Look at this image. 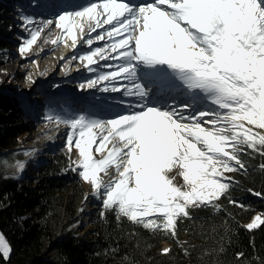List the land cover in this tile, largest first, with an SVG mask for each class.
<instances>
[{"label":"snow or ice","instance_id":"obj_1","mask_svg":"<svg viewBox=\"0 0 264 264\" xmlns=\"http://www.w3.org/2000/svg\"><path fill=\"white\" fill-rule=\"evenodd\" d=\"M79 9L57 14L54 26L70 37L72 49L79 32L89 50L78 59L89 72H97L89 67L98 64L96 57L112 61L79 88L103 84L99 90L121 93L129 98L125 112L108 119L85 113L45 119L69 129L66 147L78 152L72 170L101 201V217L114 211L117 220L176 238L178 222L191 219L192 208L219 210L216 201L236 183L225 174L247 172L242 155L264 158V132L254 131L264 130V0H88ZM24 22L35 23L30 17ZM53 23L31 29L20 53ZM94 40L104 46L93 48ZM173 90L192 103L169 104L162 94ZM17 167L22 171L25 164ZM259 168L264 171V162ZM174 169L183 185L170 175ZM262 225L258 215L245 227ZM10 253L0 234V256L7 261Z\"/></svg>","mask_w":264,"mask_h":264},{"label":"trees","instance_id":"obj_2","mask_svg":"<svg viewBox=\"0 0 264 264\" xmlns=\"http://www.w3.org/2000/svg\"><path fill=\"white\" fill-rule=\"evenodd\" d=\"M1 3L0 12L5 10ZM9 29L0 15V66L14 47ZM20 105L16 97L0 94V230L11 248L10 258L0 256V264H264V225L245 227L257 212L264 218V171L259 168L264 158L242 155L247 172L231 174L236 183L216 201L219 210L192 208L191 219L178 222L176 238L124 217L117 220L114 211L101 217V204L92 227L80 236L74 226L86 192L66 150L52 153L27 177L7 175L16 157L12 149L33 134ZM163 241L169 243L168 254L159 249ZM239 253L244 255L238 259Z\"/></svg>","mask_w":264,"mask_h":264},{"label":"rangeland","instance_id":"obj_3","mask_svg":"<svg viewBox=\"0 0 264 264\" xmlns=\"http://www.w3.org/2000/svg\"><path fill=\"white\" fill-rule=\"evenodd\" d=\"M43 1L44 0H0V3L2 2L1 4L5 6V10L0 12V15H3L4 24L10 27V31L8 32L7 36L9 39L14 41V47L5 54L3 65L0 66V94L3 93L8 94L12 97H16L17 99H19L20 103L22 100L23 106L20 105L22 112L24 111L25 113H27L26 116L27 118H29L27 120L31 121L33 126L32 136H29L27 140L22 139L15 147L17 148L15 150V161L11 165L7 173L8 176H13L15 178L24 176L28 170L34 171V168L38 166V163L41 159L36 162V164H34L35 162L33 161L38 156L40 158L39 152H29V148L25 147L29 144H32L33 142L40 141L42 138L47 136L46 131H41L42 129L44 130L45 128H47L48 125L52 123L48 122L45 119L47 115L55 114L64 117H70L79 113L92 114L95 110L100 109V101H98L99 97L92 91V89H80L78 93L75 92V94L73 95L68 91H57L61 88L57 87L58 85L54 79L55 75H53L54 72H49V67L47 65V54L42 55L41 53L48 49H50L51 51H55L58 46L62 45L65 42L67 36L62 33L60 29L54 26L57 14L60 10L58 5L60 0H55L54 5L50 10H47L48 5L50 4L49 1L45 3H43ZM24 17H30L35 21L34 24L27 27L29 30L19 29L21 26H25ZM47 20H52L54 22L53 25L49 28H45L43 32H41V35L38 37L36 43L28 52L21 54L19 51V47L23 43L24 39L30 38V30L36 29L39 23H43ZM11 29H13V31H11ZM57 37H61V39H57ZM52 40H56V44H53L51 42ZM88 50V48L76 50L73 56H77V59H70L72 65L81 64L80 66L82 67V70L86 69V62L80 61L78 57ZM31 72H35L36 75V87L33 90L32 87H29V83L27 80L28 75ZM62 73H64V70ZM20 75L22 76V78L17 79L16 77ZM93 78H95V76L85 77L81 72L71 79L81 84L83 82H86V80ZM172 97H175V100H173ZM125 98L126 97L121 95L116 100V102L118 103L116 104L117 106L114 109V112H116V114L125 112V108L123 107V105H121L124 102ZM42 99H44L45 103H47L44 104ZM165 99L169 104H174L175 106H179L184 101L192 103L191 97L187 96L186 93H183L180 90H173L170 94L167 95ZM26 102L33 104V108L35 107L33 109V111L36 112L35 118H30V116H28L29 113L33 112H28V109L25 107ZM197 106L205 107L206 105L201 103ZM68 131L69 129L66 130L67 134ZM254 131L264 132V130L259 129H254ZM66 142L67 135L65 136L64 140L58 142L57 148H55L54 152L66 150L72 161L71 166L72 168H75L76 165L73 163V161L78 159V152L75 148H73L71 153H69V150L66 147ZM25 153H28V155H25ZM20 158L27 159V164L22 171L14 167L15 163ZM231 174L232 173H226L225 175L231 176ZM170 175L175 176L176 184H184L182 177L178 175V169H174L170 173ZM82 185L85 188L87 199L84 198V204L78 208L77 215L79 216L80 220L79 223L74 226V228L76 229H81L77 233L80 236L92 227V219L93 215L95 214V209L98 204H101V201L93 196L90 184L82 180ZM89 208L91 209L89 210ZM86 210H89V212L85 213ZM258 215H260V213H255L252 218L245 223V225L252 222L253 218ZM0 234L4 235L1 230ZM165 248L169 249V243L163 241L159 249L162 252V250Z\"/></svg>","mask_w":264,"mask_h":264},{"label":"bare ground","instance_id":"obj_4","mask_svg":"<svg viewBox=\"0 0 264 264\" xmlns=\"http://www.w3.org/2000/svg\"><path fill=\"white\" fill-rule=\"evenodd\" d=\"M47 1H49V3H50L47 7V10H50L54 5L55 0H44L43 3L47 2ZM135 2L138 4H144V3H151L152 0H145V1L144 0H135ZM86 3H88V0H60V2L58 4L60 10H59L58 14H60L64 11L72 12L74 10H80L79 6L86 4ZM49 14H51V13H49ZM40 24L41 23H39L37 25V28L39 27ZM24 25L25 26H21L19 29L25 30L29 26L26 24H24ZM105 27H107V26H105ZM79 35H80L79 32H77L79 43H78L76 49H72L70 47L71 39H70V37H67L66 38L67 44L64 42L62 45L58 46V48L55 51H51L50 49H48V50H45L44 52L41 53L42 55L47 54V60H48L47 65L49 67V72H54L53 75H55L54 79L58 85L57 87L61 88V89L57 90L59 92L62 90H63V92H65V91L72 92V87L69 84V82H70V79L68 78L69 76H71V75L73 76L74 74H76V73L79 74L81 72L85 77L96 76L99 72H103V71L108 70V69L102 67L105 63H112V61L106 62V61L99 60L98 57L94 58V59L98 60V64L92 65L89 67H96L97 72H89L87 68L82 70V67L80 66L81 64L72 65L70 58L73 56L75 51L79 50V49L88 48V46L86 44H84V42L82 40H79ZM92 35L94 37L96 35V33H93ZM85 39H87V36H85ZM103 46H104V41H95V40H94V43L92 45L93 48L103 47ZM61 57H64V59H61ZM63 70H64V73H62ZM29 77L31 78V79H27L28 83H29V87H32V90H33L36 87V85H35V82H36L35 72H31L28 75V78ZM64 81H66L65 84L63 83ZM144 82L148 83V81H144ZM76 84L77 83H75L74 86H77ZM101 87H103V84L98 85L97 88H92V91L99 97L98 101H100V109L95 110L92 113V115H94L96 118L108 119V118L116 115V112H114V109L117 106L116 104H118L116 102V100L118 99V97L121 96V93H119V92L112 93L110 91L109 92H103V91L99 90ZM162 95L165 99L168 94H162ZM128 99L129 98L126 97L124 101H127ZM32 105L33 104L26 102L25 107L28 109V112H33L34 108ZM121 105H123V103ZM67 129L68 128L63 124L57 126L55 123L52 122L51 124L48 125L47 128H45L44 130L43 129L41 130L44 132L46 131V135H47L46 137L42 138L40 141L33 142L32 144L27 145L25 148H29L28 149V150H30L29 152L38 151L39 155H40L39 159L43 160V158H44V160H45V157L49 156V154L54 152L55 148L58 145V142H61L62 140H64L65 136L67 135V132H66ZM51 138H52V140H51ZM97 158H99V157H97ZM19 162H23L26 165L27 159L26 158H20L19 160H17V162L14 165V167L16 169H18L17 165ZM41 164H43V163H41ZM23 177H27V175L25 174L24 176L19 177V179H21ZM90 209L91 208H89V210ZM89 210H86L85 213H88Z\"/></svg>","mask_w":264,"mask_h":264},{"label":"water","instance_id":"obj_5","mask_svg":"<svg viewBox=\"0 0 264 264\" xmlns=\"http://www.w3.org/2000/svg\"><path fill=\"white\" fill-rule=\"evenodd\" d=\"M17 148H13L12 151H15Z\"/></svg>","mask_w":264,"mask_h":264}]
</instances>
